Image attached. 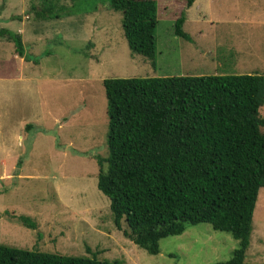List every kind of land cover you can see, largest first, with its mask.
<instances>
[{
    "label": "rangeland",
    "instance_id": "obj_1",
    "mask_svg": "<svg viewBox=\"0 0 264 264\" xmlns=\"http://www.w3.org/2000/svg\"><path fill=\"white\" fill-rule=\"evenodd\" d=\"M186 1L158 0L153 65L130 50L112 0H50L68 8L51 20L38 14L44 0H0V245L127 264L231 259L239 242L209 224L189 225L149 254L125 221L116 227L98 189L99 161L110 156L104 80L264 75V0H198L184 25L190 41L174 33ZM3 29L22 36L25 58ZM246 264H264V189Z\"/></svg>",
    "mask_w": 264,
    "mask_h": 264
},
{
    "label": "trees",
    "instance_id": "obj_2",
    "mask_svg": "<svg viewBox=\"0 0 264 264\" xmlns=\"http://www.w3.org/2000/svg\"><path fill=\"white\" fill-rule=\"evenodd\" d=\"M196 1H186L187 11ZM44 3L38 14L49 20L68 9ZM111 6L123 14L132 53L154 65L158 0H112ZM187 11L174 33L190 41ZM1 35L26 57L20 34L3 29ZM103 85L110 156L99 161L98 189L110 200L116 227L125 221L134 244L158 255L163 239L184 234L189 225L209 224L239 242L230 260L214 264H246L264 189V75L115 78ZM20 221L37 229L27 218ZM0 264L127 263L0 245Z\"/></svg>",
    "mask_w": 264,
    "mask_h": 264
},
{
    "label": "crops",
    "instance_id": "obj_3",
    "mask_svg": "<svg viewBox=\"0 0 264 264\" xmlns=\"http://www.w3.org/2000/svg\"><path fill=\"white\" fill-rule=\"evenodd\" d=\"M198 3V0L194 3V5L187 11V20L189 19L188 18V16H189V13H190V11H192V9L195 7V5ZM1 17V16H0ZM187 20H186V22H187ZM186 24V23H185Z\"/></svg>",
    "mask_w": 264,
    "mask_h": 264
}]
</instances>
